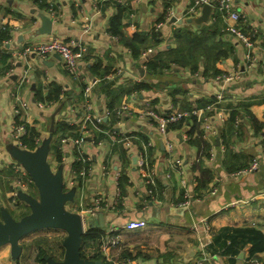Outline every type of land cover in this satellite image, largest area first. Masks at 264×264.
<instances>
[{"label":"crops","instance_id":"1","mask_svg":"<svg viewBox=\"0 0 264 264\" xmlns=\"http://www.w3.org/2000/svg\"><path fill=\"white\" fill-rule=\"evenodd\" d=\"M194 1L0 0V31L10 32L8 40H0V50L10 54L7 63L0 61V210L11 211L13 204L19 205V197L12 195L17 174L11 168L14 158L10 153L15 144L11 140L14 124L23 118L43 141L61 106L55 123L64 121L76 129L55 131L48 160L54 170L62 168L64 189L76 190L69 202L71 210L80 212L101 200V209L93 217L102 213L104 223L86 225L85 233H97L94 244L110 232L120 235L121 245L109 252L111 264H197L200 258H209L206 264H247L249 259L264 264V249L253 252L251 241H244L245 237L233 240V230L228 229L247 227L264 234V157L259 145L264 128H254L250 113H246L250 111L264 122V0H235L244 15L237 22L213 6L210 20L201 24L188 21L202 14L203 6L194 16L189 14ZM120 7L125 8L122 23L126 35L139 31L149 36L150 46H141L137 58L109 31L110 20ZM40 15L53 19L52 33L36 34L42 26ZM162 15L164 20L159 19ZM173 16L178 20L172 21ZM234 24L256 32L253 46L247 47L228 30ZM154 30H158L157 37H152ZM177 33L184 37L177 38ZM50 35L76 38L87 46L76 74L69 72L56 54H23L24 48ZM159 57L166 65L156 72L149 70L147 62ZM97 62L99 71L93 69ZM226 73H232L233 78H220ZM140 82L146 87H136ZM54 85L61 87L59 101L43 99ZM221 91L224 98L218 100ZM60 101L62 105H58ZM125 102L130 103L131 113L125 112L122 118L106 116L109 104L114 110ZM145 102L160 114L211 103L215 108L200 122L170 124L164 135L173 143L169 150L158 123L140 116ZM237 109V117L242 118L238 126L236 119H231ZM194 122L198 126L191 132ZM138 134L148 139L142 147L131 137L138 138ZM81 135L83 141L78 140ZM124 137L132 139L156 168L155 193H149L154 187L146 185L138 170V153L124 160L117 150V146L127 150ZM194 139L204 143L199 145ZM53 143H59L60 160ZM254 158L260 161L257 169L235 174ZM77 161L89 163L87 170L83 166L78 171L74 166ZM122 175L127 177L125 192L119 184ZM204 181L206 186H202ZM213 188L218 189L215 194ZM187 196L189 206L183 205ZM137 218L148 222L140 229L123 228ZM205 222L210 232L202 225ZM194 223L199 224L197 229H193ZM45 229L55 228L35 230L20 240L22 251L16 259L9 244L0 246V264H43L38 260L41 248L48 251L44 258L62 260L67 233L55 237L51 246L43 243L49 238L40 234L32 241L26 239ZM91 251L95 248L89 246L86 252Z\"/></svg>","mask_w":264,"mask_h":264},{"label":"built area","instance_id":"2","mask_svg":"<svg viewBox=\"0 0 264 264\" xmlns=\"http://www.w3.org/2000/svg\"><path fill=\"white\" fill-rule=\"evenodd\" d=\"M209 3L217 10H219L222 14L225 15L228 19H232L234 21H240L244 18V15L241 13L239 9L236 7L235 0H195L192 5L188 8V12L191 16H194L195 13L198 12L199 8H201L204 4ZM52 14H54L53 11H51ZM171 17V13L168 15V18ZM160 24H157V28ZM228 30L232 32L236 37L237 40L241 41L243 44H245L247 47L253 46V37L255 36V31H245L244 28H242L239 25H229ZM88 52V48L85 44L77 40L76 38H63L60 36H54L50 35L47 39L37 41L35 44H32L30 46H27L23 50V54H36L41 57H46L48 55L52 54H58L63 62L64 67L71 73H77L79 71V65L82 62L83 58L86 56ZM220 78H224L225 80H231L233 78L232 73H226L222 74ZM89 88V87H87ZM62 97V96H61ZM218 100H221L224 98V92L221 91L217 95ZM130 103L125 102L120 107L115 108L114 110L106 109V116L115 115L118 118H122L125 112L131 113V109L129 107ZM40 107H42V104H39ZM143 109L140 112V116H143L147 119L153 120L158 123V130L160 134L164 137L167 136L168 133V126L172 123L179 122L181 120H197L200 122L204 115L215 108V104L211 103L204 107H194L190 110H177L173 109L171 111H168L166 113L160 114L154 106L150 104V102H145V104L142 105ZM23 108L25 110L28 109V105L24 104ZM20 110H17V113H19ZM89 119L90 117L87 116ZM98 123H102V117L97 118ZM242 121V118L239 116L236 117V125L238 126ZM95 126L96 124L91 121ZM98 128V126H96ZM27 135L30 136L29 131L25 127V121L23 118L20 120V122H17L14 124L11 140L16 145L25 148V149H31L26 144L23 143L22 137ZM126 138V146L128 149V152H131L130 154L138 153L137 154V166L140 174L143 177L144 182L146 185H149L151 187H154L156 185V175L157 171L154 166H151L150 163L145 159L144 155L136 148L135 143L132 139ZM167 146L169 147V150L173 149V143L170 141V138H165ZM79 141L84 140V135H81L78 139ZM63 142L66 141V139H62ZM36 146L34 147L35 150L41 143V138H36L35 140ZM259 145H260V154L264 157V132H261L259 135ZM147 145H144L146 147ZM138 152H137V150ZM146 149V148H145ZM213 155V153L211 154ZM260 165V161L258 158H254L249 166L245 167L244 169L239 170L235 174H242V173H248L253 172L255 169H257ZM11 168L17 173L14 177V183L12 185V191L13 196H17L19 194V191H26L29 192L28 187L29 185H34V181L32 177L29 175L27 170L23 167L22 164H20L16 159H13L11 162ZM80 174L84 175L85 170H82ZM217 188H213L211 190L212 194H215L217 192ZM149 193H153V189H149ZM101 200H97V202L93 205L87 208L86 210H81L80 213L83 217L86 215L94 216L98 213V210L101 209ZM183 205L189 206L190 205V198L187 196L186 201L183 203ZM146 218H137V219H131L129 220L123 228H128L131 230L134 229H140L143 228L147 224ZM204 225L207 232L211 231V227L208 223H202ZM199 224L194 223L193 229H197ZM112 231V229H111ZM121 245V237L118 234L109 233L107 234L98 244L99 251L102 253L103 257L107 261H111L109 252L112 248H117ZM209 258H200L197 261V264H206V261ZM255 259H249L247 264H256ZM113 264H126L123 261H113Z\"/></svg>","mask_w":264,"mask_h":264},{"label":"water","instance_id":"3","mask_svg":"<svg viewBox=\"0 0 264 264\" xmlns=\"http://www.w3.org/2000/svg\"><path fill=\"white\" fill-rule=\"evenodd\" d=\"M212 8L213 5L204 4L202 14L195 18L190 17L188 21L196 24L208 22ZM40 17L42 26L36 30V34L52 33L53 19L47 15H40ZM171 20L178 19L173 16ZM179 22L181 23L182 20ZM56 56L60 57L58 54ZM140 70L143 71L142 68ZM60 110L61 106L52 116L49 136L35 150L25 149L16 144L10 149L13 158L22 164L32 177L39 196L35 197L29 192L19 191V200L30 207V212L20 219H16L9 209L1 207L0 246L9 244L12 256L16 259L21 254L20 240L25 235L43 228L62 229L67 233L63 241L64 258L56 260L46 256L47 264H103L101 260L81 256L85 226L104 223L103 214L83 217L80 212L67 209L66 204L74 200L76 190L64 189L62 168L54 170L48 160L50 144L56 131L55 117ZM136 159V157L133 158L134 161Z\"/></svg>","mask_w":264,"mask_h":264},{"label":"trees","instance_id":"4","mask_svg":"<svg viewBox=\"0 0 264 264\" xmlns=\"http://www.w3.org/2000/svg\"><path fill=\"white\" fill-rule=\"evenodd\" d=\"M125 8L124 7H120L118 13L113 16L110 20V26H109V31L110 33H112L113 35L119 37L128 47H130V49L133 52V56L135 58L139 57V55L142 52V48L141 46H144L145 48L149 47V43H148V38L149 36L147 34H144L142 32L139 31H130L129 35H126V33L123 30V23H122V17H123V12H124ZM216 16V15H215ZM165 15H162L159 19L164 20ZM158 36V30H154L152 33V37H157ZM184 34H180L177 33V38H183ZM10 38V32L9 30H2L0 31V40H8ZM10 57V54L3 50H0V61L3 63H7L8 59ZM166 63L163 61L162 58H156V59H151L150 61L147 62V67L149 68V70L156 72L158 67L161 66H165ZM99 67V63L97 62L95 64V66L93 67V69L95 71H99L98 70ZM195 68V67H194ZM146 87V84L143 82L137 83L136 87ZM38 93H40L38 91ZM62 93L61 91V87L58 85H54L50 92L43 97V99H51L55 102L59 101V96ZM39 97L40 94H39ZM63 102L60 101V103L58 105H62ZM110 109H112V104H109ZM247 114H249L251 116L250 120L251 123L253 125L254 128H256L257 130H260L262 128H264V122H262L261 120H259L254 114H252L250 111H246ZM239 110H234L231 116L232 121H235L237 115H239ZM195 121V119H193ZM183 121V120H181ZM18 122H20V120H18ZM174 124V123H173ZM192 128H191V132H194V130L196 129V127L198 126V124L196 122H194L192 124ZM25 127L26 129L29 131L30 136L28 137L27 135L22 137L23 143L26 144L29 148L34 149V147L36 146L35 140L36 138H38V134H35V131L33 130L32 126L28 123L25 122ZM55 127H56V131H59L60 129H64V128H69V129H76L75 126L73 125H69L64 121H57L55 123ZM77 133V132H76ZM131 137L138 143L140 144V146L142 147V143H147L148 139L146 137V135L144 134H138V138H135V136ZM194 142L198 143L199 145H202L204 142L202 140H193ZM206 146V145H205ZM53 150L56 153V157L60 160L63 156L62 151L59 149V143H53ZM117 150L119 151L120 154H122V156L124 157V160H126L127 156H130L131 154L128 151V149L123 150L122 146L118 147L117 146ZM126 153H128V155H126ZM150 165L152 166V164L150 163ZM74 166L76 167V169L79 171L81 170V168L84 166V168L89 167V163H82L81 161H77ZM127 181V177L122 175V177H120L119 179V184L121 186V190L123 192L124 191V184ZM207 183L206 181L203 182L202 186H206ZM35 186V185H34ZM148 187L150 188V186L148 185ZM36 189V187H35ZM154 193H155V187L153 188ZM19 204V203H18ZM27 213H24L22 216H24ZM228 229L233 230V234H232V238L233 240H236L238 237H242L244 239V241L249 240L253 243V247H252V251H259L261 249H264V234L257 229L254 228H247V227H228ZM97 235V233H88V234H84L83 238H84V243L83 246L81 248V256L82 257H89V258H93V259H102L104 264H111V262L105 260V258L103 257V255L101 254V252L99 251L98 248V244L99 243H95L94 244V240H96L97 238H95ZM93 242V243H91ZM92 246L93 248H95V251H91L89 254H87L86 249ZM48 253V251H45L44 248H41L38 252V260L40 262H42L43 264L46 262L44 256Z\"/></svg>","mask_w":264,"mask_h":264},{"label":"rangeland","instance_id":"5","mask_svg":"<svg viewBox=\"0 0 264 264\" xmlns=\"http://www.w3.org/2000/svg\"><path fill=\"white\" fill-rule=\"evenodd\" d=\"M29 193H31L35 197L39 196L38 190L37 188L35 189L34 186L31 187V190L29 191ZM17 203H19L18 206L16 204H13V207L15 209H12L11 213L16 219H20L24 213L30 212V207L24 202H21L19 199ZM70 206L71 205L69 204V202H67L66 208L70 209L71 208ZM38 234H40L39 236L49 238L48 240L43 241V243L46 244L47 246H51L55 241V237L59 238L60 236H64L66 234V231L62 229H45L44 231H39L37 233L28 235L26 239L32 241L33 239L38 238L37 237ZM0 250H2V247H0Z\"/></svg>","mask_w":264,"mask_h":264}]
</instances>
